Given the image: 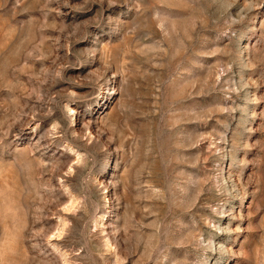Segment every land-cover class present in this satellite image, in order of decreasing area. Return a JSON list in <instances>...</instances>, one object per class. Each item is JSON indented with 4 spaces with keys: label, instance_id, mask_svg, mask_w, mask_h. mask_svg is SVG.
Listing matches in <instances>:
<instances>
[{
    "label": "rangeland",
    "instance_id": "374dc122",
    "mask_svg": "<svg viewBox=\"0 0 264 264\" xmlns=\"http://www.w3.org/2000/svg\"><path fill=\"white\" fill-rule=\"evenodd\" d=\"M0 264H264V0H0Z\"/></svg>",
    "mask_w": 264,
    "mask_h": 264
}]
</instances>
